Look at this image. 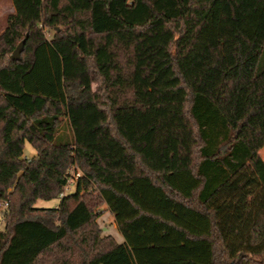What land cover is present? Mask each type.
Instances as JSON below:
<instances>
[{
  "label": "trees",
  "instance_id": "1",
  "mask_svg": "<svg viewBox=\"0 0 264 264\" xmlns=\"http://www.w3.org/2000/svg\"><path fill=\"white\" fill-rule=\"evenodd\" d=\"M12 4L0 264H264V0Z\"/></svg>",
  "mask_w": 264,
  "mask_h": 264
},
{
  "label": "rangeland",
  "instance_id": "2",
  "mask_svg": "<svg viewBox=\"0 0 264 264\" xmlns=\"http://www.w3.org/2000/svg\"><path fill=\"white\" fill-rule=\"evenodd\" d=\"M13 9H14V6L12 4V0H0V34L6 29L7 17L9 16V14H11L14 11ZM51 36H52V32L49 34V37H51ZM24 151H25L24 158H26V159H31L37 155V151L35 150V148L28 142L24 146ZM260 155H261L262 159L264 160V148L260 151ZM71 190L73 191L74 188ZM59 203H60L59 199L46 200V201L39 200L35 206L37 208L47 209V208H55V206L58 205ZM5 208H6V205L4 203H1L0 204V211L4 210ZM112 221H113L112 216L107 215L100 222L102 223L103 226L104 225L105 226H112ZM2 229H3V219H2V216L0 214V231ZM112 231L115 233L114 230H112Z\"/></svg>",
  "mask_w": 264,
  "mask_h": 264
},
{
  "label": "crops",
  "instance_id": "3",
  "mask_svg": "<svg viewBox=\"0 0 264 264\" xmlns=\"http://www.w3.org/2000/svg\"><path fill=\"white\" fill-rule=\"evenodd\" d=\"M14 11L12 13L15 12V8L13 9ZM75 189V187H74ZM60 203L58 205L55 206V209H57L59 207ZM104 214L98 219V224H99V227L100 229H102L103 231V234H102V237H113L116 242L118 244H123L125 242V239L124 237L122 236V234L120 233L119 229L117 228V224L115 223V218L114 216L112 215V213H109L107 210H106V207H104ZM107 215H110L112 216L113 218V221H112V226H103L102 223L100 221L103 220V218H105V216ZM102 219V220H101ZM114 230L115 233L112 231Z\"/></svg>",
  "mask_w": 264,
  "mask_h": 264
},
{
  "label": "built area",
  "instance_id": "4",
  "mask_svg": "<svg viewBox=\"0 0 264 264\" xmlns=\"http://www.w3.org/2000/svg\"><path fill=\"white\" fill-rule=\"evenodd\" d=\"M81 172L77 171L76 168L72 169L71 171V178L68 180V185L65 187L64 191L60 194V198H62V196H64L66 193L71 192L75 186H76V181L78 180V178L80 177Z\"/></svg>",
  "mask_w": 264,
  "mask_h": 264
},
{
  "label": "water",
  "instance_id": "5",
  "mask_svg": "<svg viewBox=\"0 0 264 264\" xmlns=\"http://www.w3.org/2000/svg\"><path fill=\"white\" fill-rule=\"evenodd\" d=\"M26 41L22 42L16 49L15 51L12 53V59L14 61H20L21 60V56H22V52L23 49L25 47Z\"/></svg>",
  "mask_w": 264,
  "mask_h": 264
}]
</instances>
